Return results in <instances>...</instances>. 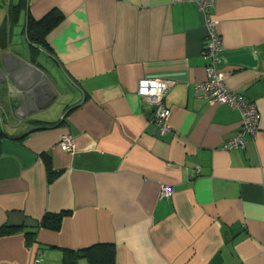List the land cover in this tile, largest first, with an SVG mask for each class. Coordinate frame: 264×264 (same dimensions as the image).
Returning a JSON list of instances; mask_svg holds the SVG:
<instances>
[{
  "label": "crops",
  "instance_id": "obj_1",
  "mask_svg": "<svg viewBox=\"0 0 264 264\" xmlns=\"http://www.w3.org/2000/svg\"><path fill=\"white\" fill-rule=\"evenodd\" d=\"M52 8L63 18L42 47L25 19ZM206 16L226 84L260 113L245 147L222 148L240 111L193 94L206 77ZM10 21L0 25V226L21 227L0 235V264H62V249L97 244L112 245L115 264H264V0H216L206 13L194 1L29 0ZM141 79L170 83L163 135ZM64 132L72 153L58 145ZM62 211L59 229L40 224Z\"/></svg>",
  "mask_w": 264,
  "mask_h": 264
},
{
  "label": "built area",
  "instance_id": "obj_2",
  "mask_svg": "<svg viewBox=\"0 0 264 264\" xmlns=\"http://www.w3.org/2000/svg\"><path fill=\"white\" fill-rule=\"evenodd\" d=\"M194 1L206 13L216 0H172ZM206 34L201 48L205 59L206 77L193 84V94L209 103H222L237 108L241 114V121L237 131L222 143V148L245 147L249 137L255 136L260 121V113L254 101L245 99L236 90L225 82L226 73L219 69L221 36L217 31V20L210 16L205 18ZM170 83L161 79H141L137 92L153 105L152 121L156 123L153 131L163 135L170 128V108L164 103V97ZM58 145L64 151L72 152L74 147L73 136L70 132L60 135ZM173 193L170 185L163 184L160 189L161 197H169Z\"/></svg>",
  "mask_w": 264,
  "mask_h": 264
},
{
  "label": "trees",
  "instance_id": "obj_3",
  "mask_svg": "<svg viewBox=\"0 0 264 264\" xmlns=\"http://www.w3.org/2000/svg\"><path fill=\"white\" fill-rule=\"evenodd\" d=\"M26 6V0H19L15 5V13L12 14L13 21H16L21 8ZM10 18L11 17H7ZM63 15L56 8L50 9L46 12L41 18H33L29 12L25 19V31L29 39H34L36 43L42 47H47L45 41L46 33L53 28L61 19ZM44 161L47 168L49 179L56 175V172H52L51 161L47 155H44ZM65 211L59 213H48L45 214L40 224L42 226L59 229L62 216L65 214ZM20 225H2L0 226V235L10 234L17 229ZM28 238H32L31 233H27ZM81 254H86L89 257L91 264H115L114 261V249L112 245L107 244H97L91 247H88L83 250H72V249H62V264H77V258Z\"/></svg>",
  "mask_w": 264,
  "mask_h": 264
},
{
  "label": "rangeland",
  "instance_id": "obj_4",
  "mask_svg": "<svg viewBox=\"0 0 264 264\" xmlns=\"http://www.w3.org/2000/svg\"><path fill=\"white\" fill-rule=\"evenodd\" d=\"M18 1L19 0H0V25H1L2 22L5 21V17L6 18L7 17H11V21H10V18H7V21L9 20L10 23H13L12 14L15 13V10H16L15 9L16 8L15 5L18 3ZM26 1L28 2L29 0H26ZM16 22H18V18H17ZM15 27H16V25H14V24L9 26V29L8 28L6 29L7 34H9V31H11V32H13L12 36L14 37V34L16 33V32H14L15 31V29H14ZM25 33L27 34L26 31H25ZM6 37H8V36H6ZM73 140H74V137H73ZM74 147H75V142H74ZM72 150H73L72 152L75 151V149H72Z\"/></svg>",
  "mask_w": 264,
  "mask_h": 264
}]
</instances>
